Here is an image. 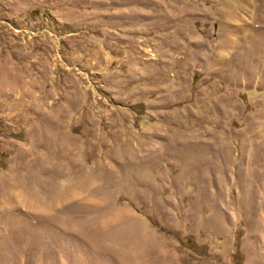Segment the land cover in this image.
Masks as SVG:
<instances>
[{
	"label": "rangeland",
	"instance_id": "rangeland-1",
	"mask_svg": "<svg viewBox=\"0 0 264 264\" xmlns=\"http://www.w3.org/2000/svg\"><path fill=\"white\" fill-rule=\"evenodd\" d=\"M0 264H264V0H0Z\"/></svg>",
	"mask_w": 264,
	"mask_h": 264
}]
</instances>
